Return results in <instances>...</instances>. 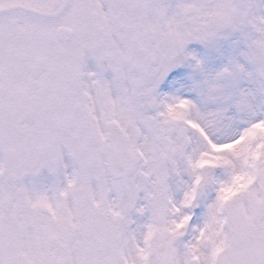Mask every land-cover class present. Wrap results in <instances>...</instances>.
I'll use <instances>...</instances> for the list:
<instances>
[{"label":"snow or ice","instance_id":"snow-or-ice-1","mask_svg":"<svg viewBox=\"0 0 264 264\" xmlns=\"http://www.w3.org/2000/svg\"><path fill=\"white\" fill-rule=\"evenodd\" d=\"M0 264H264V0H0Z\"/></svg>","mask_w":264,"mask_h":264}]
</instances>
